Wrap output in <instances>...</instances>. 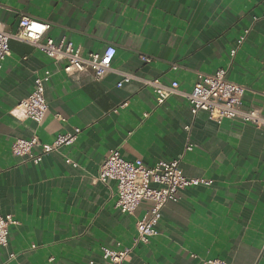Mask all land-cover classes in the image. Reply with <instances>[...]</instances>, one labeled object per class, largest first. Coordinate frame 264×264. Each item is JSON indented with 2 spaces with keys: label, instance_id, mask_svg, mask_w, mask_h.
<instances>
[{
  "label": "crops",
  "instance_id": "0c3cea01",
  "mask_svg": "<svg viewBox=\"0 0 264 264\" xmlns=\"http://www.w3.org/2000/svg\"><path fill=\"white\" fill-rule=\"evenodd\" d=\"M23 15L51 25L44 39L66 37L84 56L110 45L117 53L112 71L95 81L90 72L67 74L66 61L31 42L10 40L0 73V212L18 221L10 234L17 258L0 247V264H89L103 247L133 246L152 204L133 214L116 208L117 182L98 180L114 148L150 166L179 159L186 176L212 181L165 205L158 235L134 247L130 264H264V131L218 123L205 111L193 116L182 94L159 105L144 82L177 81L189 93L199 73L228 69L247 89L244 107L264 116V0H0L7 31L16 33ZM46 71L48 111L38 125L12 111ZM75 128L77 140L38 165L12 152L16 138L51 143Z\"/></svg>",
  "mask_w": 264,
  "mask_h": 264
},
{
  "label": "built area",
  "instance_id": "2783aa9c",
  "mask_svg": "<svg viewBox=\"0 0 264 264\" xmlns=\"http://www.w3.org/2000/svg\"><path fill=\"white\" fill-rule=\"evenodd\" d=\"M50 28L49 23L23 15L19 30L11 33L0 21V73L4 61L11 55V39L33 43L56 62L66 61L63 70L70 75L90 72L93 80L101 81L112 71L117 53L115 46H108L103 53H90L84 56L82 49L76 47L66 37L62 38L59 43L51 37L44 39ZM248 32L249 30H246V34ZM246 34L241 36L239 44L244 42ZM235 53L236 50H233L232 55ZM142 59L147 63L152 61L151 57L145 55H142ZM51 75V71H46L43 75L35 77L32 92L16 105L12 111L14 115L31 119L38 125L43 122L48 111L45 85ZM144 82L155 92L159 105L165 103L172 95L182 94L188 100L193 116L200 111H205L211 120L218 123L224 119L241 120L264 131V116L256 109L244 107L243 98L247 89L244 85L228 78V69H219L214 74L199 73L197 82L189 93L181 92L177 81L169 85L164 84L159 78L148 79ZM122 85V82L118 84L120 87ZM127 105L126 101L121 106ZM186 129L191 130V127L187 126ZM80 132L81 128H75L58 135L51 143L42 142L36 134L26 138L19 137L12 143V152L38 165L45 156L73 144ZM193 146L189 144L187 148L193 149ZM67 162L72 163V160L67 159ZM98 180L102 183H107L109 180L117 182L115 206L125 214H133L143 201H149L152 205L137 221V235L133 246L103 247L100 259H91L89 264H130L134 247L139 243H148L151 238L158 235V224L167 203L178 201L180 193L188 187L201 183L207 185L212 183L211 180L186 176L181 169L179 159L159 161L150 166L142 159L126 160L119 148L112 149L104 159ZM15 224H18V221L13 214L0 212V247L5 250L9 261L17 258V254L10 250L11 226ZM192 256L196 257L195 254ZM203 264H228V262L215 258L205 259Z\"/></svg>",
  "mask_w": 264,
  "mask_h": 264
}]
</instances>
